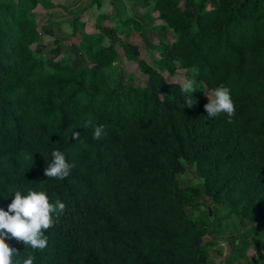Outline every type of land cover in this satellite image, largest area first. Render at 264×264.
<instances>
[{
    "label": "trees",
    "instance_id": "obj_1",
    "mask_svg": "<svg viewBox=\"0 0 264 264\" xmlns=\"http://www.w3.org/2000/svg\"><path fill=\"white\" fill-rule=\"evenodd\" d=\"M151 3L144 14L114 7L91 28L72 15L70 38L39 55L34 11L53 0H0V208L14 189L66 204L44 230V250L6 239L20 252L14 264L28 254L34 264H207L211 229L193 213L210 210L219 223L237 219L235 257L252 247L264 260V0ZM144 35L151 46L136 41ZM193 66L188 107L169 77L191 78ZM221 84L234 102L231 122L204 109ZM86 119L107 136L93 139ZM56 149L75 165L63 180L44 175ZM188 168L200 188L183 186Z\"/></svg>",
    "mask_w": 264,
    "mask_h": 264
},
{
    "label": "clouds",
    "instance_id": "obj_2",
    "mask_svg": "<svg viewBox=\"0 0 264 264\" xmlns=\"http://www.w3.org/2000/svg\"><path fill=\"white\" fill-rule=\"evenodd\" d=\"M189 71L192 77H182L180 88L184 94L185 104L188 107L196 103L192 94L196 92L195 77L199 75V69L193 66ZM209 100L204 105L207 117L215 118L221 113L226 114L231 122V117L235 115V106L231 98L230 89L223 84L206 92ZM85 128L94 129L93 139L100 140L107 136L103 125H95L92 120L84 121ZM72 138L78 140L80 133L72 132ZM52 161L45 170L47 178L66 179L74 164L67 162L65 154L59 149L51 153ZM33 158V157H29ZM14 199L8 205V210L0 208V264H14L13 256L19 255V251L10 247L6 239L15 238L18 242H23L25 247L30 246L32 250H44L48 245V238L44 230L53 227L57 219L66 211V204L56 199L54 203L49 202V197L44 191L27 189L24 194L20 190H12ZM10 234V235H9ZM35 255L28 254L26 259L16 260L15 264H34Z\"/></svg>",
    "mask_w": 264,
    "mask_h": 264
},
{
    "label": "rangeland",
    "instance_id": "obj_3",
    "mask_svg": "<svg viewBox=\"0 0 264 264\" xmlns=\"http://www.w3.org/2000/svg\"><path fill=\"white\" fill-rule=\"evenodd\" d=\"M100 0H53L54 8L47 9L46 7L39 6L34 12L37 20L36 31L41 35V39L33 46V51L39 55L47 52L56 54L60 41L68 40L71 36L72 26L70 19L72 15L81 16L85 20L89 28L96 25V18L103 14H109L114 7L120 11L132 13L134 7L136 12L144 14L152 9L151 0H136L140 3H133L135 0H103L102 7L98 9L96 2ZM113 4V6H111ZM112 8V9H111ZM52 18V19H51ZM122 37L116 35V40H121ZM136 41L140 44L144 43L148 46L153 44L150 36L144 35L143 39L136 37ZM70 51L62 52L59 57L68 58ZM144 56L148 57L147 52ZM58 59H61L59 58ZM74 63H78L79 57H74ZM185 76V71L179 70L169 77V81L181 84L182 77ZM183 186L193 188H200L202 186V179H200L193 169L188 168L187 172L181 176ZM202 211L195 212L193 215L197 220L202 219L207 221L211 234L206 237L208 243L212 245L210 259L207 264H258L254 255L253 248L250 247L243 256L235 257V252L239 247L237 240H231L233 234H236V221L234 217L227 221H217L214 212L212 211L211 217H201ZM229 211L217 213V218L220 220L224 218L225 214ZM218 223H217V222ZM258 223L253 221H246L243 227H256ZM239 229L244 230L239 224ZM264 251V242H263ZM260 264H264V260Z\"/></svg>",
    "mask_w": 264,
    "mask_h": 264
},
{
    "label": "water",
    "instance_id": "obj_4",
    "mask_svg": "<svg viewBox=\"0 0 264 264\" xmlns=\"http://www.w3.org/2000/svg\"><path fill=\"white\" fill-rule=\"evenodd\" d=\"M210 214H212V211L210 210Z\"/></svg>",
    "mask_w": 264,
    "mask_h": 264
}]
</instances>
